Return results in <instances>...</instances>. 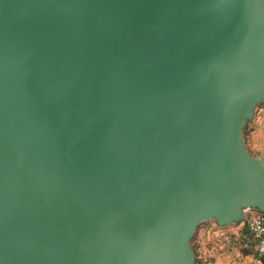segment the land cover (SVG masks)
Segmentation results:
<instances>
[{
	"label": "water",
	"instance_id": "obj_1",
	"mask_svg": "<svg viewBox=\"0 0 264 264\" xmlns=\"http://www.w3.org/2000/svg\"><path fill=\"white\" fill-rule=\"evenodd\" d=\"M261 101L264 0H0V264H194Z\"/></svg>",
	"mask_w": 264,
	"mask_h": 264
},
{
	"label": "crops",
	"instance_id": "obj_2",
	"mask_svg": "<svg viewBox=\"0 0 264 264\" xmlns=\"http://www.w3.org/2000/svg\"><path fill=\"white\" fill-rule=\"evenodd\" d=\"M245 128V143L249 150L264 156V101L256 105ZM243 229V220L226 225H218L213 218L200 222L192 242L194 264H264V256L257 253L251 233L247 235V244L244 243Z\"/></svg>",
	"mask_w": 264,
	"mask_h": 264
},
{
	"label": "built area",
	"instance_id": "obj_3",
	"mask_svg": "<svg viewBox=\"0 0 264 264\" xmlns=\"http://www.w3.org/2000/svg\"><path fill=\"white\" fill-rule=\"evenodd\" d=\"M241 220L244 221V229L242 233V236L245 239L244 243L247 244V235L251 233L255 238L257 253L264 256V211H260L253 207H246L244 216Z\"/></svg>",
	"mask_w": 264,
	"mask_h": 264
},
{
	"label": "rangeland",
	"instance_id": "obj_4",
	"mask_svg": "<svg viewBox=\"0 0 264 264\" xmlns=\"http://www.w3.org/2000/svg\"><path fill=\"white\" fill-rule=\"evenodd\" d=\"M247 122V121H246ZM246 123H245V125H244V127H243V129H244V131H245V133H246ZM198 226V225H197ZM195 231H196V229H195ZM195 231H194V233H193V235H192V237H191V245H192V242H193V237H194V235H195Z\"/></svg>",
	"mask_w": 264,
	"mask_h": 264
}]
</instances>
